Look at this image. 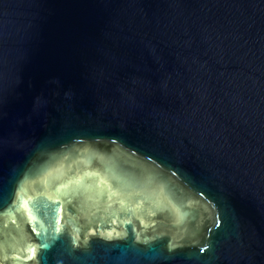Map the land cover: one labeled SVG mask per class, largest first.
<instances>
[{"label":"water","instance_id":"obj_1","mask_svg":"<svg viewBox=\"0 0 264 264\" xmlns=\"http://www.w3.org/2000/svg\"><path fill=\"white\" fill-rule=\"evenodd\" d=\"M0 264H264V0H0Z\"/></svg>","mask_w":264,"mask_h":264}]
</instances>
